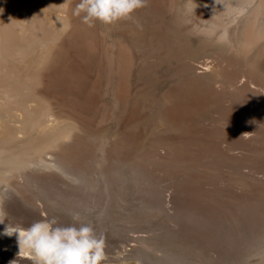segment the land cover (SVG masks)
Instances as JSON below:
<instances>
[{
    "label": "bare ground",
    "instance_id": "6f19581e",
    "mask_svg": "<svg viewBox=\"0 0 264 264\" xmlns=\"http://www.w3.org/2000/svg\"><path fill=\"white\" fill-rule=\"evenodd\" d=\"M238 1L0 0V242L30 249L38 225L96 240L111 219L142 264L165 230L194 251L167 264L264 249V86L225 56ZM7 246L0 264L33 263Z\"/></svg>",
    "mask_w": 264,
    "mask_h": 264
},
{
    "label": "rangeland",
    "instance_id": "374dc122",
    "mask_svg": "<svg viewBox=\"0 0 264 264\" xmlns=\"http://www.w3.org/2000/svg\"><path fill=\"white\" fill-rule=\"evenodd\" d=\"M235 1L238 0H234V2ZM241 1L248 2L247 11L239 19L238 24L230 27L229 30L230 42L226 44L225 56L230 59L232 57V61H234L232 63L233 66L244 69L247 75L251 76L258 84L264 86V0H254L255 1L254 3L253 0H241ZM200 7L201 4H197L196 10L199 9ZM253 11L255 12L254 23L252 21V16H251V14H253ZM197 22H199V20ZM250 27L255 28L253 32L255 36L258 37V39L255 43L248 45L245 44L246 45L245 46L244 43L245 41H247L246 39L248 38V35L251 33ZM195 44H197V42ZM209 46L211 52L214 53L218 51V48H216V46L213 45H209ZM2 214H3L2 202L0 201V218ZM93 221H95L96 223L98 222L96 218H93ZM109 223L112 224L111 219L107 220L108 228L106 231L107 232L113 231V232H110V235L108 236L96 240H86V239L70 240L71 236L68 235H63V240H62L61 234L55 233L54 230H52L51 228L49 229L43 225L42 226L38 225L34 228L32 232H28L29 234L26 235L28 236V238L32 237L33 239V243L30 245V249H26L25 245L22 246L23 244H19L20 241H16L15 239L18 238L19 240H21V242L22 241L24 242V239L22 238L20 239V237L19 236L17 237L15 234L14 236H16L17 238L14 237V240H6L8 241L7 243L6 241L0 242V245L1 246L8 245L9 248H13L15 250L14 254L17 252L15 255L17 257L24 256L26 258H30V260L33 262L32 264H53V262L57 259V251L61 252L64 250V252L62 253L66 255L69 254L70 251L75 248L78 249L79 251H86V252L103 251L108 256L114 258L112 262L105 264H142L141 261L135 258V255L133 256L130 255L129 252L131 250V246L128 245L129 242L123 243L121 240L124 239L116 236L114 232L115 230L118 229L112 228V225H110ZM10 230L16 232V234L17 233L24 234V232L16 228H12V229L10 228ZM262 234L264 235V233ZM0 235H1L0 237H5L6 235L8 237L10 236L9 229H7V227L4 226L1 223V221H0ZM148 241L146 246L149 252L148 257H150L149 258V263L151 262L150 264H167L166 260L158 261V258H156V257H161L165 253L180 252L179 254L182 253L181 254L182 256L180 257H182L183 259H187V257L190 256L191 253H194L192 248H189L185 244L181 243L182 236L178 232H171L168 230H165L163 232L160 231L157 232V234H154L153 237H151ZM11 242L14 244L13 246H11ZM3 243H5V245ZM160 243H162V245ZM262 243L264 244V242ZM160 248H162L163 251L158 250ZM158 253L161 255H159ZM102 254L99 256L101 257ZM240 254L242 255V257L239 256L237 260L234 258L231 259V257L229 256L223 261L222 264H233V263L234 264H264V249L261 246L257 249L256 252H253V250L250 252L249 250L244 249L243 251L241 250ZM251 254L253 255L251 256ZM6 256L9 258L12 257V255H10V252L9 253L7 252ZM66 257H70V256L67 255ZM117 257L118 258L120 257L121 259L120 258L118 259ZM0 259L2 261L3 259H6V257L0 255ZM9 263L14 264V262H9Z\"/></svg>",
    "mask_w": 264,
    "mask_h": 264
}]
</instances>
